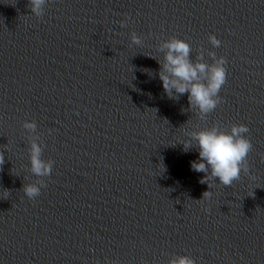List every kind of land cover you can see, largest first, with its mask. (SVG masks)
<instances>
[{"label": "clouds", "instance_id": "1", "mask_svg": "<svg viewBox=\"0 0 264 264\" xmlns=\"http://www.w3.org/2000/svg\"><path fill=\"white\" fill-rule=\"evenodd\" d=\"M45 4L46 0H29L31 13L37 17L42 16ZM124 26L126 22L121 21V27ZM130 39L134 45L142 44V38L135 32L131 33ZM208 40L213 47L221 45L215 35H209ZM157 50L163 53V62H157L160 65L158 77L162 81L164 93L172 100H179L187 93L189 109L201 120H206L208 114L222 102L219 92L227 79L226 59L223 56L217 58L215 52L209 51L207 55L213 63L208 64L203 62L205 53L201 50L193 61L190 58V44L176 37L161 42ZM22 127L31 134L37 125L35 121H24ZM248 132L245 124H232L230 131L224 130L219 124H213L199 131L186 132L188 139L182 142L184 150L196 147L199 151V159L191 161L190 166L195 172L205 173L200 183H207L210 188L209 181L218 179L224 186H231L234 181L240 180L242 171L248 172L247 157L253 148L245 135ZM42 151L37 139H31L30 172L37 177L50 176L54 163L43 160ZM4 163V153L0 152V166ZM44 186L42 181H38L24 184L22 190L29 199H34L40 195ZM210 195V191H206L203 198ZM168 264H195V261L188 255H178L173 256Z\"/></svg>", "mask_w": 264, "mask_h": 264}]
</instances>
